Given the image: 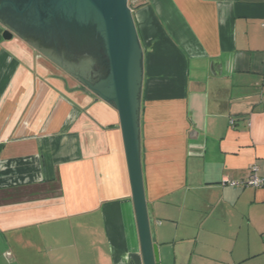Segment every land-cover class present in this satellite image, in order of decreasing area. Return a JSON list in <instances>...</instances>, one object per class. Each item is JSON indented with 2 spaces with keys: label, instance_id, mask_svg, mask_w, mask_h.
Instances as JSON below:
<instances>
[{
  "label": "crops",
  "instance_id": "0c3cea01",
  "mask_svg": "<svg viewBox=\"0 0 264 264\" xmlns=\"http://www.w3.org/2000/svg\"><path fill=\"white\" fill-rule=\"evenodd\" d=\"M161 264H264V0H129ZM0 24V264H134L117 108Z\"/></svg>",
  "mask_w": 264,
  "mask_h": 264
},
{
  "label": "water",
  "instance_id": "95a60500",
  "mask_svg": "<svg viewBox=\"0 0 264 264\" xmlns=\"http://www.w3.org/2000/svg\"><path fill=\"white\" fill-rule=\"evenodd\" d=\"M133 11L129 0H0V24L4 40L23 38L117 108L141 244V254L130 258L134 264H161L151 232L141 163L144 54ZM30 39L53 47L61 39H85L94 48L86 66L74 68Z\"/></svg>",
  "mask_w": 264,
  "mask_h": 264
},
{
  "label": "flooded vegetation",
  "instance_id": "af4514ba",
  "mask_svg": "<svg viewBox=\"0 0 264 264\" xmlns=\"http://www.w3.org/2000/svg\"><path fill=\"white\" fill-rule=\"evenodd\" d=\"M30 40L38 44L40 48L52 52L57 56V59H61L60 61H62L65 66L71 65L74 68H84L90 57L91 50L94 48L93 42L85 39H76L72 42L61 39L57 42L58 45L54 47L41 42L37 43V41L33 39ZM96 49L99 50L98 47H96Z\"/></svg>",
  "mask_w": 264,
  "mask_h": 264
},
{
  "label": "built area",
  "instance_id": "2783aa9c",
  "mask_svg": "<svg viewBox=\"0 0 264 264\" xmlns=\"http://www.w3.org/2000/svg\"><path fill=\"white\" fill-rule=\"evenodd\" d=\"M257 169H258L257 167H253L251 171V175L249 176L247 180L243 182H234V181L225 179V183L230 184L234 187L245 186V187H256V188L263 187L264 188V178H261L256 174Z\"/></svg>",
  "mask_w": 264,
  "mask_h": 264
}]
</instances>
